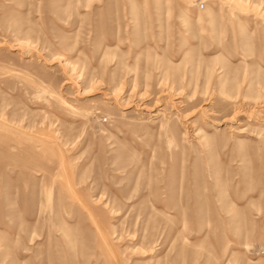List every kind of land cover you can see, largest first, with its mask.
<instances>
[{
    "label": "rangeland",
    "instance_id": "1",
    "mask_svg": "<svg viewBox=\"0 0 264 264\" xmlns=\"http://www.w3.org/2000/svg\"><path fill=\"white\" fill-rule=\"evenodd\" d=\"M0 264H264V0H0Z\"/></svg>",
    "mask_w": 264,
    "mask_h": 264
}]
</instances>
